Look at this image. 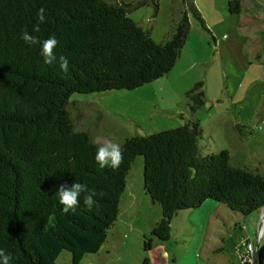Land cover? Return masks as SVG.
I'll return each instance as SVG.
<instances>
[{"label":"trees","instance_id":"obj_1","mask_svg":"<svg viewBox=\"0 0 264 264\" xmlns=\"http://www.w3.org/2000/svg\"><path fill=\"white\" fill-rule=\"evenodd\" d=\"M158 0H0V248L11 264H56L63 251L79 264L97 253L118 219L135 159L144 158V188L163 217L152 234L171 238L174 216L208 199L244 216L264 208V175L236 162L228 149L202 153L199 121L128 137L119 169L101 168L99 146L88 130L75 128L68 108L76 93L134 90L169 73L189 37L190 19L210 32L194 0L173 8L167 37L158 42L131 13ZM46 20L33 32L38 9ZM229 0V11H241ZM28 30L40 41L55 35L58 62L44 63L41 44L20 38ZM202 83L187 97L197 102ZM84 183L96 204L63 213L55 195L61 183ZM264 264V242L254 264ZM143 264H150L145 260ZM244 264H248L245 262Z\"/></svg>","mask_w":264,"mask_h":264},{"label":"rangeland","instance_id":"obj_2","mask_svg":"<svg viewBox=\"0 0 264 264\" xmlns=\"http://www.w3.org/2000/svg\"><path fill=\"white\" fill-rule=\"evenodd\" d=\"M158 2V10L149 1L131 16L160 42L181 1ZM194 2L210 32L191 18L175 66L150 83L74 94L68 105L74 126L88 130L96 143L122 145L128 137L199 121L202 153L228 149L236 162L264 175V0H241L236 13L229 11V0ZM197 83L202 85L195 102L187 93ZM162 217V207L144 188V158L138 156L106 242L79 264H254L264 242V208L244 216L208 199L174 216L167 241L152 234ZM56 264H73L71 254L63 251Z\"/></svg>","mask_w":264,"mask_h":264},{"label":"clouds","instance_id":"obj_3","mask_svg":"<svg viewBox=\"0 0 264 264\" xmlns=\"http://www.w3.org/2000/svg\"><path fill=\"white\" fill-rule=\"evenodd\" d=\"M45 11L46 9L43 7L38 9L36 14L37 23L33 26V32L40 31V24L46 20ZM20 38L29 46L41 44L40 54L45 64L52 65L58 62L62 72L67 73L69 71L68 59L64 55H60L59 57L56 55L55 49L58 45V40L55 35L41 42L39 37L31 34L28 30H24ZM98 145L95 160L99 166L101 168L109 167L113 170L119 169L124 160L122 146L114 140L98 142ZM55 195L58 197L59 203L63 206V213L68 214L69 212H75L76 208L80 205L81 195H83L84 206L91 211L96 204L94 197L97 196V193L94 190H89L86 184L76 181L71 185L61 183L56 188ZM12 259L13 257L10 253L0 248V264H11Z\"/></svg>","mask_w":264,"mask_h":264},{"label":"water","instance_id":"obj_4","mask_svg":"<svg viewBox=\"0 0 264 264\" xmlns=\"http://www.w3.org/2000/svg\"><path fill=\"white\" fill-rule=\"evenodd\" d=\"M259 247V244L257 245V248ZM258 252V251H257ZM257 252H256V257H257ZM261 264V263H260Z\"/></svg>","mask_w":264,"mask_h":264},{"label":"built area","instance_id":"obj_5","mask_svg":"<svg viewBox=\"0 0 264 264\" xmlns=\"http://www.w3.org/2000/svg\"><path fill=\"white\" fill-rule=\"evenodd\" d=\"M250 248H251L252 251H254V250H253V247H252L251 245H250Z\"/></svg>","mask_w":264,"mask_h":264}]
</instances>
